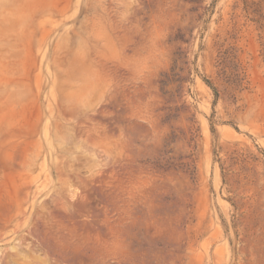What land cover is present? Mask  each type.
<instances>
[{
    "label": "rangeland",
    "instance_id": "rangeland-1",
    "mask_svg": "<svg viewBox=\"0 0 264 264\" xmlns=\"http://www.w3.org/2000/svg\"><path fill=\"white\" fill-rule=\"evenodd\" d=\"M0 264H264V0H0Z\"/></svg>",
    "mask_w": 264,
    "mask_h": 264
}]
</instances>
